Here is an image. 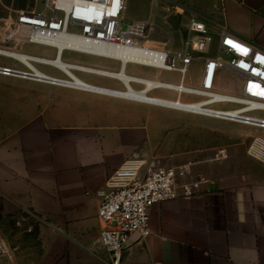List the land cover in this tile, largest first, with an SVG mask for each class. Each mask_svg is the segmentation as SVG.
Returning a JSON list of instances; mask_svg holds the SVG:
<instances>
[{
    "label": "crops",
    "instance_id": "0c3cea01",
    "mask_svg": "<svg viewBox=\"0 0 264 264\" xmlns=\"http://www.w3.org/2000/svg\"><path fill=\"white\" fill-rule=\"evenodd\" d=\"M216 9L235 36L264 48V0H215L194 12L214 20ZM132 108L55 88L52 106L0 138L1 215L19 221L30 211L46 220L36 224L37 247L26 251L24 236H16L22 253L30 252L33 264H111L100 241L101 195L112 173L139 160L189 166L180 182L202 184L193 198L156 205L151 236H132L121 264H264V162L213 146L146 160L151 117Z\"/></svg>",
    "mask_w": 264,
    "mask_h": 264
},
{
    "label": "built area",
    "instance_id": "2783aa9c",
    "mask_svg": "<svg viewBox=\"0 0 264 264\" xmlns=\"http://www.w3.org/2000/svg\"><path fill=\"white\" fill-rule=\"evenodd\" d=\"M159 1L153 0L150 17L127 22L129 0H43L41 10L18 11L15 19L6 23L5 43L33 44L54 49L52 59L24 54L27 61L54 69L61 76L49 75L39 68L21 65H0V75L44 83L99 96L140 103L197 117L221 120L256 129L262 136L255 138L249 154L264 162V118L255 114L264 112V48L235 36L223 20L202 17L190 12L183 47L169 50L163 45L149 44L155 27L154 16ZM126 25V27H125ZM64 45H59L60 41ZM228 41L247 49L243 54ZM3 49V48H0ZM7 50V49H5ZM65 52L115 61L119 70L92 68L63 60ZM137 65L156 71L145 76L129 75L128 65ZM198 84H193L192 72ZM177 73L178 82L163 81L161 73ZM76 73L94 75L118 83L123 90L96 86L81 80ZM229 76L241 82L239 94L218 91L222 77ZM44 81V82H40ZM157 91L176 95L175 101L153 97ZM143 93L141 99L135 94ZM182 97L195 98L182 102ZM233 107L219 109L218 107ZM190 167L153 168L139 160L128 163L112 173L108 190L101 195L98 218L102 222L100 241L109 252L111 264H121L124 250L132 236L146 241L151 236L152 209L163 202L189 199L197 195L202 182L189 179ZM46 223L43 217L27 211L18 226ZM8 254V245L0 233V259ZM162 264V263H161Z\"/></svg>",
    "mask_w": 264,
    "mask_h": 264
},
{
    "label": "rangeland",
    "instance_id": "374dc122",
    "mask_svg": "<svg viewBox=\"0 0 264 264\" xmlns=\"http://www.w3.org/2000/svg\"><path fill=\"white\" fill-rule=\"evenodd\" d=\"M214 1H159L154 16L155 27L150 38L160 43L170 42L166 46L169 50L181 49L185 39V30L190 12L206 7V5H210ZM152 2L153 0H129L127 22L131 23L137 20L148 19L153 12ZM42 8L43 0H0V48L54 59L56 56L54 49L33 44L5 43L4 39L6 23L10 22L11 19H15L18 11L41 10ZM213 15L215 20L219 19L221 10L216 9ZM63 60L92 68L119 70V64L115 61L74 52H65ZM0 65H19L21 67L16 61L1 56ZM38 68L49 75L61 76V74L50 67L38 66ZM196 72L197 69H193L192 80L195 85L198 84ZM127 73L129 75L145 76L156 74V71L131 64L127 67ZM76 74L87 83L123 90L122 86L109 79L83 73ZM161 79L163 81L178 82L180 75L164 72L161 73ZM240 89L241 82L232 77L224 76L221 79L218 91L237 95ZM151 95L156 98L172 101L177 99L175 94L165 91H157ZM54 97L55 87L49 84L0 75V138L8 135L46 108L52 106L54 104ZM181 101L184 103L194 102L196 99L182 97ZM130 103L133 105L132 109H134V112H144L151 117L152 141L149 157H146V160L168 157L175 153H190L197 149H204L207 146H213L216 151L220 150V148L231 147L238 153V156L247 155L254 158L248 152L249 147L255 138L262 136L260 132L251 127L180 112L176 113L157 107L146 106V110L142 111L139 110L140 103ZM218 108L232 109L233 107L222 106ZM255 115L264 118V112H259ZM242 141L245 143H238ZM239 145L243 146L239 148ZM17 222L18 218H13L11 215L3 217L0 213V233L8 245V254L0 259V264H33L31 253L27 252L23 254L21 249H19L21 246L20 241H16L15 238L17 235H22L25 241L30 240L29 242L24 241L25 245L23 247L26 251L32 246L37 247V225L33 224V230L29 232L28 224L18 226Z\"/></svg>",
    "mask_w": 264,
    "mask_h": 264
},
{
    "label": "bare ground",
    "instance_id": "6f19581e",
    "mask_svg": "<svg viewBox=\"0 0 264 264\" xmlns=\"http://www.w3.org/2000/svg\"><path fill=\"white\" fill-rule=\"evenodd\" d=\"M166 43V42H165ZM165 43H160V42H157L156 40L154 39H151L149 40V44H158V45H163ZM59 45H64L65 44V41H60L58 43ZM1 52H3V55L4 56H9L11 58H14V59H18L20 60L27 68L29 69H35V70H38L37 66L29 61H27V58L24 54H21L19 52H14V51H9V50H4V49H0ZM52 61H55L52 59ZM39 71V70H38ZM40 73H42L41 71H39ZM40 82H44V81H40ZM44 83H47V82H44ZM49 84V83H48ZM135 96L141 98V99H144L146 96L141 93V94H135Z\"/></svg>",
    "mask_w": 264,
    "mask_h": 264
},
{
    "label": "snow or ice",
    "instance_id": "6c2138e0",
    "mask_svg": "<svg viewBox=\"0 0 264 264\" xmlns=\"http://www.w3.org/2000/svg\"><path fill=\"white\" fill-rule=\"evenodd\" d=\"M227 43H229L232 47L237 48L243 54H247V49L242 48L239 45L233 44V42H231V41H228Z\"/></svg>",
    "mask_w": 264,
    "mask_h": 264
}]
</instances>
